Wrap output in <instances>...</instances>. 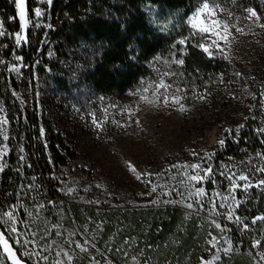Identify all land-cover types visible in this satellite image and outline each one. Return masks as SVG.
<instances>
[{
  "label": "rangeland",
  "instance_id": "1",
  "mask_svg": "<svg viewBox=\"0 0 264 264\" xmlns=\"http://www.w3.org/2000/svg\"><path fill=\"white\" fill-rule=\"evenodd\" d=\"M197 1L188 25L200 49L205 52L207 47L205 53L210 58L230 61L235 75L243 78L251 95L264 105V18L256 13L249 19L248 8H237L224 0ZM36 2L34 16L28 20L23 0L26 27L16 2L19 28L14 33H9L0 19V78L4 74L13 77L15 102L32 112L29 134L34 136L38 129L46 147L49 128L65 146H58L65 163H55L46 147L49 168L43 176L55 192L45 194L39 183L41 175L26 171L21 174L23 187L17 206L0 212V235L20 264H141V251L136 255L126 237L117 241L123 226L109 222L113 215L141 209L181 210L196 233H203L200 252L205 256L197 264H226L236 256L250 255L239 230L247 229L246 220L236 210L241 196L260 180L257 158L248 152L227 156L223 150L225 128L238 117L232 109L235 93L222 83L209 89L192 85L183 76L174 53L157 59L151 77L137 89L118 96H96L77 89L81 63L74 52L61 62L64 75L56 74L74 82L70 91L63 92L37 69L55 74L50 71L55 56L49 44L50 32L57 24L49 16L50 1ZM204 3L209 4V10L201 13ZM198 13L200 22L193 27ZM201 26L209 30L200 31ZM29 30L34 38L42 35V46L48 45L41 61L33 60L32 69L27 63ZM17 34L24 37L19 45ZM181 105L185 111L180 110ZM7 114L0 99V121H6L0 123V175L10 153ZM18 159L28 162L24 147ZM197 173V180L189 179ZM240 175L248 180H239ZM245 184L250 186L245 188ZM198 189L204 190L202 195H196ZM71 208H81L80 219ZM42 212L50 222L48 232L39 229ZM8 213L13 215L14 225L5 223ZM10 226L16 231H9ZM256 253V259H247L249 264H264V249L258 248ZM0 264H12L2 244Z\"/></svg>",
  "mask_w": 264,
  "mask_h": 264
},
{
  "label": "trees",
  "instance_id": "2",
  "mask_svg": "<svg viewBox=\"0 0 264 264\" xmlns=\"http://www.w3.org/2000/svg\"><path fill=\"white\" fill-rule=\"evenodd\" d=\"M49 1V16L57 24L50 32L52 40L49 44L55 56V62L49 66L55 74H46L43 68L37 69L63 92L70 91L74 82L56 74L64 75L61 62L67 60L69 52H74L81 63L77 89L83 88L96 96H118L137 89L151 77L152 64L157 59L174 53L183 61L182 74L192 85L209 89L214 83H222L235 93L236 103L232 109L238 117L225 128L224 154L234 156L248 152L255 156L260 180L241 196L236 210L246 220L247 229L240 227L239 230L244 236V247H249L251 254L236 256L226 264H249L256 259V250L264 249V219H258L264 217V184L260 183L264 181V105L260 98L251 95L243 78L235 75L230 61L210 58L200 49L199 40L188 25L198 1ZM224 1L237 8H252L264 18V0ZM36 5V0H26L28 20H32ZM0 19L9 33L18 30L16 0H0ZM41 39V34L34 38L28 31L27 51L30 55L27 63L30 69L33 68V60L41 61L47 52L48 45L42 46ZM21 52H26L24 46ZM13 88H16L13 77L4 74L0 78V99L8 113L10 153L8 164L0 175V212L17 206L16 199L23 187L21 174L26 171L41 175L39 183L45 194L55 192L53 185L43 176L49 168L46 147L55 163H65L58 152V146H65L49 128L46 129L49 141L46 147L40 140L38 129L34 136L29 134L28 125L33 121V114L15 102ZM22 147L29 155L28 162L22 163L18 159ZM71 209L75 218L80 219L81 208ZM182 213L179 209L131 210L121 212L119 217H109V222L116 221L123 226V230L117 232V241H124L126 237L136 255L141 251V264H197L200 257L205 256L200 252L203 233H196L193 223L186 222ZM49 223L47 214L42 212L40 231H50Z\"/></svg>",
  "mask_w": 264,
  "mask_h": 264
},
{
  "label": "snow or ice",
  "instance_id": "3",
  "mask_svg": "<svg viewBox=\"0 0 264 264\" xmlns=\"http://www.w3.org/2000/svg\"><path fill=\"white\" fill-rule=\"evenodd\" d=\"M16 2H17V7L20 9V18H21L22 21H24V25H23V26L26 27L28 22L25 20V11H24V3H23V0H16ZM208 10H209V4L204 3V4H203V7H202V9H201V13H203V12H208ZM246 11L249 13V17H248L249 19H251V18H253V17H256V12H255L252 8H248ZM201 13H198V14H197V17L194 18L193 27H197V24L200 22V21H199V17H200V14H201ZM36 15H37V16H40V15H41V12H40L39 10H37V11H36ZM257 19H259V18L257 17ZM215 23H216V22H213L214 25H215ZM199 30H200V31H208L209 29H208L207 27H203V26H201V27L199 28ZM225 31H227V26H225ZM238 31H239V29H238ZM0 35H3V33L0 32ZM217 35H219V33H217ZM221 38H222V39H226L225 36H221ZM22 39H24V37H22L21 35L17 34V37H16V44L19 45V44L21 43V40H22ZM181 43H183V41H181ZM204 51H205V52H208L209 49H208L207 47H205V48H204ZM17 59H20V58L18 57ZM177 63H183V61H177ZM13 70H14V71H18V69H16V68H14ZM148 102H149V103H152V101H148ZM176 102L178 103L179 101L177 100ZM180 110H181V111H185L183 105H181ZM0 123H6V121H0ZM220 143L222 144L223 141H220ZM192 167L195 168V167H198V165H193ZM133 171H135V169H133ZM209 171H210V170H209ZM262 171H264V169H262ZM198 175H199L198 173H197L196 175H192V176L189 177V179H191V180H197ZM238 179H239V180H242V181H247V180H248V177L243 176V175H240V176L238 177ZM260 183H261V184H264V181H261ZM249 186H250L249 184H245V185H244L245 188H247V187H249ZM154 190H155V189H153V191H154ZM203 191H204L203 189H198L196 195H202V194H203ZM198 202H199V201H198ZM188 207L191 208L192 205L189 204ZM220 207H224V205H220ZM7 216H8V221H5V223H8L9 221H11L12 224L14 225V223H15V219H14L13 215H12L11 213H8ZM229 218H231V216H229ZM258 219H264V217H260V218H258ZM216 227L219 228L220 225L217 224ZM9 231H11V232H15V231H16V228H15L14 226H10V227H9ZM0 244L3 245V251H4L5 253H7L8 256H9V258L12 260V264H20V261L17 259L15 252L12 251V249H11L10 246L8 245L7 240H5V239L3 238L2 235H0ZM225 251H228V249H225ZM261 258L264 259V255H262Z\"/></svg>",
  "mask_w": 264,
  "mask_h": 264
}]
</instances>
